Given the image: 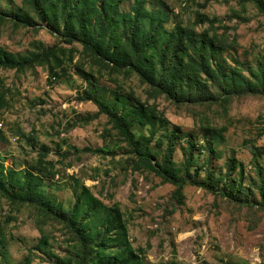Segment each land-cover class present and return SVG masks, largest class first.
<instances>
[{"label":"rangeland","instance_id":"obj_1","mask_svg":"<svg viewBox=\"0 0 264 264\" xmlns=\"http://www.w3.org/2000/svg\"><path fill=\"white\" fill-rule=\"evenodd\" d=\"M134 1L110 0L122 13H129ZM26 2L0 0V8L25 13L30 9ZM146 7L168 16L169 32L178 22L198 33L208 30L209 24L194 26L197 13L223 18L209 32L230 41L237 38V47H229L214 65L238 67L246 75L264 68V15L255 2L146 0ZM0 47L19 57L58 47L63 65V70L55 68L61 73L57 79L50 72L54 63L25 72L0 68V94L6 96L0 109V180L20 183L28 172H37L48 147L45 166L56 176L44 179L46 197L57 209L72 210L87 187L103 205L79 208L78 218L92 235L103 228L107 209L118 208L139 256L135 264H264V196L259 190L264 173L259 176L255 168L256 163L264 168V95L236 96L207 106L154 98L137 75L96 62L81 44L63 42L48 22L38 20L36 27H24L0 15ZM80 70L97 85L99 96L118 99L120 110L133 108L130 94L156 104L168 121L157 124V138L171 134L172 124L182 128L175 153L181 170L189 142L199 146L192 173L200 185L188 184L182 202L174 197L175 185L133 169L127 146L107 116L87 120L99 110L79 98L87 89ZM136 132L149 135L150 128ZM85 148L105 153L82 152ZM110 247L113 252L117 245ZM79 248L58 221L0 193V264H70V252Z\"/></svg>","mask_w":264,"mask_h":264},{"label":"trees","instance_id":"obj_2","mask_svg":"<svg viewBox=\"0 0 264 264\" xmlns=\"http://www.w3.org/2000/svg\"><path fill=\"white\" fill-rule=\"evenodd\" d=\"M26 1L29 11L10 14L0 8L1 18L6 21L11 17L17 26L24 27H36L37 20L48 22L53 33L59 35L63 42L81 44L96 62L128 76L137 75L154 98L163 95L175 104L207 106L228 102L236 96L264 95V68H253L250 70L251 75H246L238 67L226 70L220 64L214 65L229 47H237V38L230 41L225 36L218 37L209 32L223 18H210L197 13L194 26L209 24L208 30L198 33L195 28L178 22L169 32L165 28L168 16L161 9H147L146 0H135L129 13L120 12L118 5L110 0ZM246 1L255 2L264 15V0ZM60 50L58 47H49L19 57L0 47V68L25 72L54 63L50 72L57 79L61 73L55 71V68L63 70L58 56ZM78 72L87 82V89L79 94L80 100L94 103L99 110L96 114L89 115L87 120L90 122L101 115L107 116L109 123L127 146L133 169L153 173L165 183L175 185L177 190L174 197L182 202L188 184L200 185L192 173V169L197 166L196 151L199 146L193 140L189 142L188 156L181 170L175 161V153L178 133L182 132V128L172 124L171 134L157 138V124L168 121H165L156 104L143 103L130 94L133 108L120 110L118 99L107 101L99 96L97 85L88 78L84 70ZM5 103V93H1L0 109ZM140 127H149L150 134L139 132L137 135L136 129ZM209 144L211 147L212 144ZM211 149L213 150L212 147ZM44 150L46 153L36 167L37 172H28L20 183L0 180V193L13 202L35 206L69 230L80 245L77 252H70V264L138 263L139 256L127 238V226L118 208L107 209L102 218L103 228L94 235L90 234L84 221L78 218L81 204L93 205L95 209L103 206L87 187H83L74 209L61 210L52 205L41 190L45 178L53 179L56 176L45 166V158L50 150L48 147H44ZM82 152L98 155L105 153L104 150L91 148H85ZM49 164L54 167L53 163ZM255 168L259 176H262L264 168L258 163ZM233 169L230 166V172ZM180 171L183 175H180ZM211 181L212 174L208 173L207 182L211 184ZM259 190L264 196V181ZM221 192L225 193L226 189H221ZM89 214L90 212L86 216ZM111 244L117 245L113 252L110 250Z\"/></svg>","mask_w":264,"mask_h":264},{"label":"built area","instance_id":"obj_3","mask_svg":"<svg viewBox=\"0 0 264 264\" xmlns=\"http://www.w3.org/2000/svg\"><path fill=\"white\" fill-rule=\"evenodd\" d=\"M55 79V78H54Z\"/></svg>","mask_w":264,"mask_h":264}]
</instances>
